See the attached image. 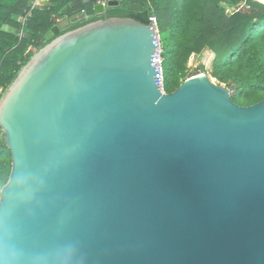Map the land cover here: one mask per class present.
<instances>
[{"label": "water", "instance_id": "obj_1", "mask_svg": "<svg viewBox=\"0 0 264 264\" xmlns=\"http://www.w3.org/2000/svg\"><path fill=\"white\" fill-rule=\"evenodd\" d=\"M61 32L0 100V264H264V100L238 106L206 74L161 92L133 19Z\"/></svg>", "mask_w": 264, "mask_h": 264}, {"label": "trees", "instance_id": "obj_2", "mask_svg": "<svg viewBox=\"0 0 264 264\" xmlns=\"http://www.w3.org/2000/svg\"><path fill=\"white\" fill-rule=\"evenodd\" d=\"M32 0H0V100L22 67L48 44L45 35L54 26L62 33L108 18H129L148 25L157 18L162 44L163 89L175 91L186 79L206 74L225 86L231 100L249 107L264 100V0H117L101 18L82 19L84 6L62 10L75 0H40L22 23ZM141 5V12L134 11ZM231 9L230 14L226 13ZM161 34L163 38L161 39ZM210 54L208 63L189 72L192 55ZM189 72V74H188ZM11 153L0 130V191L11 171Z\"/></svg>", "mask_w": 264, "mask_h": 264}, {"label": "built area", "instance_id": "obj_3", "mask_svg": "<svg viewBox=\"0 0 264 264\" xmlns=\"http://www.w3.org/2000/svg\"><path fill=\"white\" fill-rule=\"evenodd\" d=\"M145 1L150 6L149 0H145ZM29 5H30V8L28 10L24 11V16L22 17V23L26 22L27 17L31 14V11L33 9L42 6V4L40 3V0H32ZM148 22H149L148 26L150 27V29L153 30L154 36H155L154 44L156 45L155 50H156L161 92L165 93L164 89H163V68H162V62H163L162 53H163V51H162V44H161V40H160V36H159L157 18L154 15H151L148 18Z\"/></svg>", "mask_w": 264, "mask_h": 264}, {"label": "rangeland", "instance_id": "obj_4", "mask_svg": "<svg viewBox=\"0 0 264 264\" xmlns=\"http://www.w3.org/2000/svg\"><path fill=\"white\" fill-rule=\"evenodd\" d=\"M226 13L230 14L232 12V10L225 8ZM64 25L61 24V27H63ZM163 38V34H161V39ZM210 54L208 51H204L203 53H201L200 55H193L189 58V61L187 63V68L189 69V72L193 71L196 67L198 66H203L205 64L208 63ZM188 72V74H189ZM199 75V74H198ZM193 77V76H192ZM191 78V77H190ZM213 83H215L214 80H211Z\"/></svg>", "mask_w": 264, "mask_h": 264}, {"label": "crops", "instance_id": "obj_5", "mask_svg": "<svg viewBox=\"0 0 264 264\" xmlns=\"http://www.w3.org/2000/svg\"><path fill=\"white\" fill-rule=\"evenodd\" d=\"M82 19H84V18H82ZM62 25H64V26L68 25V21L63 20V21H62ZM61 28H62V27H61Z\"/></svg>", "mask_w": 264, "mask_h": 264}, {"label": "flooded vegetation", "instance_id": "obj_6", "mask_svg": "<svg viewBox=\"0 0 264 264\" xmlns=\"http://www.w3.org/2000/svg\"><path fill=\"white\" fill-rule=\"evenodd\" d=\"M86 19V18H85Z\"/></svg>", "mask_w": 264, "mask_h": 264}]
</instances>
